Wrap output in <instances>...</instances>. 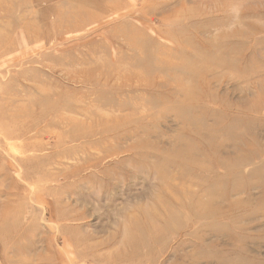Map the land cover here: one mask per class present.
<instances>
[{
	"label": "rangeland",
	"instance_id": "374dc122",
	"mask_svg": "<svg viewBox=\"0 0 264 264\" xmlns=\"http://www.w3.org/2000/svg\"><path fill=\"white\" fill-rule=\"evenodd\" d=\"M93 1L0 0V264H264V0Z\"/></svg>",
	"mask_w": 264,
	"mask_h": 264
},
{
	"label": "bare ground",
	"instance_id": "6f19581e",
	"mask_svg": "<svg viewBox=\"0 0 264 264\" xmlns=\"http://www.w3.org/2000/svg\"><path fill=\"white\" fill-rule=\"evenodd\" d=\"M187 1H188V0H187ZM88 2H92V3H94V4L97 6V8L104 9L103 4H101V3H99V2L97 3V2H94L93 0H88ZM252 2H253V1H252ZM104 10H105V9H104ZM194 11H195V10H194ZM93 16H94V15H89V17L92 18V19H93ZM183 18H184V17H183ZM245 19H246V18H245ZM199 32H200V31H199ZM225 32H226V31H225ZM225 34H226V33H225ZM222 35H223V33H222ZM227 35H228V33H227ZM233 35H234V34H233ZM242 35H243V34H242ZM224 37H225V36H224ZM227 38H228V37H227ZM222 41H223V40H222ZM215 42H216V41H215ZM213 45H214V44H213ZM233 59H234V58H233ZM179 62H180V61H179ZM197 64H198V63H197ZM196 66H197V65H196ZM232 66H233V65H232ZM209 78H210V77H209ZM209 78H208V79H209ZM211 79H212V78H211ZM211 79H210V80H211ZM206 80H207V79H206ZM203 82H205V81H203ZM206 83H207V82H206ZM208 83H209V82H208ZM170 85H171V84H170ZM198 85H199V84H198ZM205 85H206V84H205ZM209 85H210V83H209ZM166 86H167V85H166ZM168 87H169V86H168ZM171 87H172V86H171ZM173 87H174V86H173ZM182 87H183V86H182ZM184 87H185V85H184ZM184 87H183V88H184ZM208 87H209V86H208ZM208 87L205 88L206 91L208 90ZM178 88H179V87H178ZM180 88H181V87H180ZM202 88H203V87H202ZM209 88H210V87H209ZM206 91H205V92H206ZM199 92H200V91H199ZM207 92H209V91H207ZM212 92H213V91H212ZM212 92L210 91V93H212ZM173 94H174V93H173ZM173 94H172V95H173ZM175 94H177V93H175ZM204 94H205V93H204ZM182 95H183V94H182ZM202 95H203V94H202ZM200 96H201V95H200ZM206 96H207V94H206ZM214 96H215V95H214ZM172 97H174V96H172ZM180 97H181V96H180ZM208 97H210V96L208 95ZM208 97H207V98H208ZM191 98H192V97H191ZM200 98H201V97H200ZM98 99H99V98H98ZM186 99H187V98H186ZM202 99H203V98H202ZM205 99H206V97H205ZM169 100H170V99H169ZM203 100H204V99H203ZM206 100L208 101V99H206ZM209 100H210V98H209ZM211 101H212V100H211ZM230 101H231V100H230ZM201 103H202V102H201ZM225 103H227V102H225ZM240 105H241V104H240ZM220 106H221V105H220ZM129 108H130V107H129ZM250 108H251V107H250ZM242 110H243V109H242ZM99 113H100V112H99ZM243 114H244V113H243ZM86 115H87V114H86ZM101 116H102V115H101ZM88 117H89V116H88ZM72 118H73V117H72ZM90 118H91V117H90ZM96 118H97V117H96ZM142 119H143V118H142ZM90 120H91V119H90ZM96 120H97V119H96ZM101 121H102V120H101ZM116 121H117V120H116ZM116 121H115V122H116ZM96 123H97V122H96ZM117 123H118V122H117ZM117 123H116V124H117ZM105 125H106V124H104V126H105ZM113 125H114V124H113ZM184 125H185V124H184ZM241 125H242V124H241ZM106 126H108V125H106ZM99 127H100V126H99ZM99 127H98V128H99ZM101 127H102V125H101ZM250 128H251V127H250ZM89 129H90V128H89ZM93 129H94V128H93ZM97 130H98V129H97ZM93 131H94V130H93ZM88 132H89V131H88ZM139 132H140V131H139ZM198 132H199V131H198ZM77 133H78V132H77ZM211 133H212V132H211ZM244 133H245V132H244ZM251 133H252V132H251ZM91 134H92V132H91ZM140 134H141V133H140ZM149 134H150V133H149ZM149 134H148V135H149ZM197 134H198V133H197ZM201 134H202V133H201ZM253 134H254V133H253ZM198 136H202V135H198ZM69 137H72V139H77V140H78V138H79V137L76 136V135L69 136ZM84 137H85V136H84ZM208 137H209V136H208ZM80 138H81V137H80ZM85 138H86V137H85ZM126 138H127V137H126ZM69 139H71V138H69ZM82 139H83V138H82ZM64 140H65V139H64ZM124 140H125V139H124ZM62 141H63V140H62ZM122 141H123V140H122ZM222 141H224V140H222ZM220 142H221V141H220ZM237 142H238V141H237ZM119 143H120V142H119ZM224 143H225V141H224ZM214 144H215V143H214ZM219 144H220V143H219ZM229 144H230V142H229ZM239 144H240V143H239ZM245 144H246V143H245ZM179 145H180V144H179ZM224 145H226V144H224ZM212 146H213V145H212ZM219 146H220V148H221V145H219ZM228 146H229V145H228ZM231 146H232V145H231ZM233 146H234V145H233ZM117 147H118V145H117ZM216 147H218V145H216ZM223 147H224V146H223ZM226 147H227V146H225V148H226ZM114 148H115V147H114ZM114 148H113V149H114ZM142 148H143V147H142ZM225 148H223V150H224ZM227 148H228V147H227ZM240 148H241V147H240ZM253 148H254V147H253ZM262 148H263V147H262ZM262 148H259V149L262 150ZM111 149H112V148H111ZM113 149H112V150H113ZM116 149H117V148H116ZM119 149H120V148H119ZM183 149H185V148H183ZM209 149H210V148H209ZM228 149H229V148H228ZM235 149H236V148H235ZM250 149H251V148H250ZM212 150H213V149H212ZM214 150H215V149H214ZM225 150H226V149H225ZM254 150H255V149H254ZM257 150H258V148H257ZM261 150H260V152L262 153ZM180 151H181V150H180ZM220 151H221V150H220ZM220 151H218V154L220 153ZM249 151H250V150H249ZM258 151H259V150H258ZM110 152H111V151H110ZM146 152H147V151H146ZM185 152H186V151H185ZM185 152H184V153H185ZM222 152L225 153V151H222ZM222 152H221V154H222ZM226 152H227V151H226ZM228 152H229V150H228ZM232 152H234V151L232 150ZM239 152H240V151H239ZM210 153H211V152H210ZM214 153H215V152H214ZM254 153H255V152H254ZM263 153H264V151H263ZM108 154H109V153H108ZM189 154H190V153H189ZM228 154H231V153H228ZM252 154H253V153H252ZM190 155H191V154H190ZM201 155H202V154H201ZM254 155H255V154H254ZM263 155H264V154H263ZM103 156H104V155H103ZM204 156H205V155H204ZM255 156H256V155H255ZM99 157H100V156H99ZM99 157H98V158H99ZM189 157H190V156H189ZM219 157H221V156H219ZM222 157H223V156H222ZM222 157H221V158H222ZM245 157H246V156H245ZM249 157H250V155H249ZM251 157H252V156H251ZM256 157H257V156H256ZM256 157H255V158H256ZM185 158H186V157H185ZM195 158H196V157H195ZM221 158H220V159H221ZM247 158H248V157H247ZM237 159H238V158H237ZM240 160H242V159H240ZM245 160H246V159H245ZM197 161H198V160H197ZM201 161H202V160H201ZM235 161H236V160H235ZM237 161H238V160H237ZM251 161H252V160H251ZM88 162H89V161H88ZM96 162H97V161H96ZM190 162H191V161H190ZM221 162H222V161H221ZM240 162H241V161H240ZM86 163H87V162H86ZM218 163H219V162H218ZM248 163H249V162H248ZM248 163H247V164H248ZM238 164H240V163H238ZM243 164H245V163H243ZM80 165H81V164H80ZM202 165H203V164H202ZM240 165H242V163H241ZM77 166H78V165H77ZM232 166H233V165H232ZM83 167H84V166H83ZM233 168H234V167H233ZM232 170H233V169H232ZM183 171H184V170H183ZM236 171H237V170H236ZM188 173H189V172H188ZM239 174H240V173H239ZM184 175H185V173H184ZM184 175H183V176H184ZM235 175H236V174H235ZM192 176H193V175H192ZM184 179H185V178H184ZM220 179H221V177H220ZM234 179H235V178H234ZM192 180H193V179H192ZM226 182H227V181H226ZM44 185H45V184H44ZM189 186H190V185H189ZM46 188H47V187H46ZM178 188H179V187H178ZM189 188H190V187H189ZM189 188H188V189H189ZM185 189L188 190L187 188H185ZM190 189H191V188H190ZM47 190H50V189H47ZM174 190H175V189H174ZM181 190H182V189H181ZM205 190H206V189H205ZM183 191L186 192L185 190H183ZM194 191H195V190H194ZM235 191H236V190H235ZM195 192H196V191H195ZM205 192H206V191H205ZM188 193H189V192H188ZM190 193H191V192H190ZM196 193H197V192H196ZM184 194H185V193H184ZM184 194H183V195H184ZM186 194H187V193H186ZM193 194H194V193H193ZM180 195H181V194H180ZM184 196H185V195H184ZM230 196H231V195H230ZM191 197H194V196L191 195ZM184 199H186V198H184ZM211 202H212V201H211ZM211 202H210V204H211ZM208 204H209V203H208ZM210 204H209V205H210ZM180 206H181V205H180ZM203 207H204V206H203ZM213 207H214V206H213ZM162 208H163V207H162ZM161 210H162V209H161ZM165 210H166V209H165ZM156 212H157V211H156ZM166 212H167V211H166ZM169 213H170V212H169ZM166 214H167V213H166ZM146 216H147V215H146ZM148 216H149V215H148ZM168 216H169V215H168ZM170 216H171V215H170ZM170 216H169V217H170ZM143 218H144V217H143ZM202 218H203V217H202ZM137 219H138V218H137ZM140 219H141V218H140ZM147 219H148V218H147ZM149 219H150V218H149ZM152 219H153V218H151V220H149V221H152ZM157 219H158V218H157ZM167 219H168V218H167ZM171 219H172V218H171ZM143 220H144V219H143ZM158 220H159V219H158ZM136 221H137V220H136ZM167 221H168V220H167ZM137 222H138V221H137ZM137 222H136V223H137ZM144 222H145V221H144ZM164 222H165V221H164ZM139 223L141 224V222H139ZM146 223H148V222H146ZM146 223H145V224H146ZM157 223H158V222H157ZM157 223H156V226H157ZM170 223H171V222H170ZM178 223H180V222H178ZM163 224H164V223H163ZM138 225H139V224H138ZM160 225H161V224H160ZM164 225H165V224H164ZM153 226H154V225H153ZM136 227H137V225H136ZM147 227L150 228L151 226L149 227V225H147L146 227H143L142 229L145 230V229H147ZM138 228H139V227H138ZM151 228H152V227H151ZM151 228H150V229H151ZM152 229H153V228H152ZM154 230L157 231L158 229H154ZM136 231H137V229H136ZM138 232H139V231H138ZM147 232H148V230H147ZM169 232H170V231H169ZM148 233H149V232H148ZM171 234H172V232H171ZM147 236H148V235H147ZM151 236H152V235H151ZM130 238H131V237H130ZM132 238H133V237H132ZM151 242H152V241H151ZM143 248H144V247H143ZM144 249H145V248H144ZM65 250H66V249H65ZM91 250H92V249H91ZM59 255H60V254H59ZM51 256H52V255H51ZM51 256H50V257H51ZM65 256H66V255H65ZM93 256L96 257V255H93ZM48 257H49V256H48ZM66 258H67V256H66ZM77 258H78V257H77ZM79 258H80V257H79ZM150 259H151V258H150ZM150 259H149V260H150ZM78 260H79V259H78ZM47 261H48V260H47ZM108 261H109V260H108ZM71 262H72V261H71ZM47 263H48V262H47ZM156 263H157V262H156ZM138 264H140V263H138Z\"/></svg>",
	"mask_w": 264,
	"mask_h": 264
}]
</instances>
